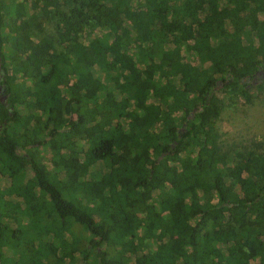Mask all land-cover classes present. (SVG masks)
<instances>
[{"label":"trees","instance_id":"trees-1","mask_svg":"<svg viewBox=\"0 0 264 264\" xmlns=\"http://www.w3.org/2000/svg\"><path fill=\"white\" fill-rule=\"evenodd\" d=\"M259 94L264 0H0V264H264Z\"/></svg>","mask_w":264,"mask_h":264},{"label":"rangeland","instance_id":"rangeland-1","mask_svg":"<svg viewBox=\"0 0 264 264\" xmlns=\"http://www.w3.org/2000/svg\"><path fill=\"white\" fill-rule=\"evenodd\" d=\"M258 79L260 78L256 81ZM251 92L256 93L255 89ZM217 127L222 135V142L228 146L232 143L250 144L255 140L261 141L264 136V94H259L251 105L240 101L235 106L226 108L221 113Z\"/></svg>","mask_w":264,"mask_h":264},{"label":"flooded vegetation","instance_id":"flooded-vegetation-1","mask_svg":"<svg viewBox=\"0 0 264 264\" xmlns=\"http://www.w3.org/2000/svg\"><path fill=\"white\" fill-rule=\"evenodd\" d=\"M260 75H261V71L258 72V73L256 74V78H257L258 76H260ZM254 81H255V79H254ZM254 81H252V82H254Z\"/></svg>","mask_w":264,"mask_h":264}]
</instances>
